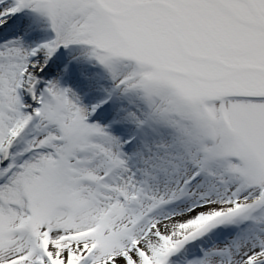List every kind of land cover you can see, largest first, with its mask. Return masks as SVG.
Wrapping results in <instances>:
<instances>
[{
  "label": "snow or ice",
  "instance_id": "1",
  "mask_svg": "<svg viewBox=\"0 0 264 264\" xmlns=\"http://www.w3.org/2000/svg\"><path fill=\"white\" fill-rule=\"evenodd\" d=\"M0 264H264V0H0Z\"/></svg>",
  "mask_w": 264,
  "mask_h": 264
}]
</instances>
